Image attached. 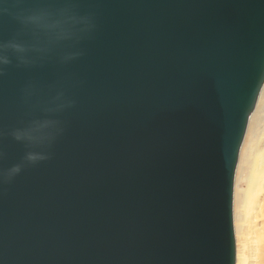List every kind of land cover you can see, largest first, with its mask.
I'll return each instance as SVG.
<instances>
[{
    "label": "water",
    "instance_id": "95a60500",
    "mask_svg": "<svg viewBox=\"0 0 264 264\" xmlns=\"http://www.w3.org/2000/svg\"><path fill=\"white\" fill-rule=\"evenodd\" d=\"M264 0H0V264H235Z\"/></svg>",
    "mask_w": 264,
    "mask_h": 264
},
{
    "label": "rangeland",
    "instance_id": "374dc122",
    "mask_svg": "<svg viewBox=\"0 0 264 264\" xmlns=\"http://www.w3.org/2000/svg\"><path fill=\"white\" fill-rule=\"evenodd\" d=\"M256 155L259 168L252 170ZM256 182V193L251 198L248 188ZM240 192L243 198H248V206L247 213L243 210L239 212L245 215V222L238 223L239 228L236 230V196ZM233 223L236 264H243V257L244 264H264V99L255 120L248 127L241 147L234 180ZM243 244H246V249H243Z\"/></svg>",
    "mask_w": 264,
    "mask_h": 264
},
{
    "label": "bare ground",
    "instance_id": "6f19581e",
    "mask_svg": "<svg viewBox=\"0 0 264 264\" xmlns=\"http://www.w3.org/2000/svg\"><path fill=\"white\" fill-rule=\"evenodd\" d=\"M263 99H264V83H263V86L260 89V92H259V96L257 98L256 105H255V107H254V109H253V111H252V113H251V115L249 117V121H248V125H247V130H248V127H249L250 123L255 120L256 115H257V113L259 112V109H260V104H261V102H262ZM247 130L245 132V136H246ZM245 136L243 138L241 147L243 146V142L245 140ZM241 147H240V150H239V155H240V152H241ZM239 155H238L237 165H238V161H239ZM237 165H236L235 173H236V170H237ZM256 168H259V165H258V155H256V157L254 159L252 170H256ZM234 180H235V178H234ZM256 185H258V182H256V184L254 186L248 188L249 197L251 196V198L256 193ZM233 196H234V189H233ZM236 198H237V202H236L237 212H236L235 216H236V230H238L239 226L237 224L238 223H244L245 222V215L243 216L239 212H241V210H243L244 213H247L248 198H245V197L243 198V194H241V192L238 194V196H236ZM234 236H235V231H234ZM243 247H244L243 249H246V244H243ZM242 262H243V264L245 263V257H243V261ZM235 264H236V245H235Z\"/></svg>",
    "mask_w": 264,
    "mask_h": 264
}]
</instances>
